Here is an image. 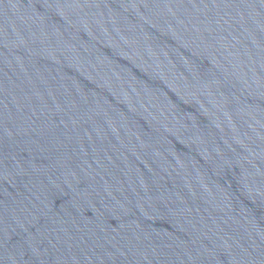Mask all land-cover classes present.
Instances as JSON below:
<instances>
[{"label": "water", "instance_id": "obj_1", "mask_svg": "<svg viewBox=\"0 0 264 264\" xmlns=\"http://www.w3.org/2000/svg\"><path fill=\"white\" fill-rule=\"evenodd\" d=\"M100 0H0V264H41Z\"/></svg>", "mask_w": 264, "mask_h": 264}]
</instances>
